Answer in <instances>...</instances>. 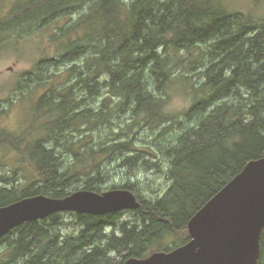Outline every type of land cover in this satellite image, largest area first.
Wrapping results in <instances>:
<instances>
[{
	"label": "trees",
	"instance_id": "16d2710c",
	"mask_svg": "<svg viewBox=\"0 0 264 264\" xmlns=\"http://www.w3.org/2000/svg\"><path fill=\"white\" fill-rule=\"evenodd\" d=\"M85 4L88 11L51 36L58 59L45 58L35 67L74 61L60 84L54 77L38 84L50 87L35 103L33 121L50 116L53 121L38 124L32 139L30 133L16 136L0 126V148L17 150L35 174L24 184L0 187V207L34 195L65 197L81 188L102 193L101 157L121 154L128 166H158L153 153L137 151L135 135L140 129L162 128L164 134L172 128L175 115L166 105L173 84L182 82L192 99L185 116H203L165 149L171 184L161 197L141 198L128 183L121 189L133 191L142 204L129 210L130 219L123 220L126 210L59 212L23 223L0 238L16 264H122L170 251L191 239L192 216L249 161L264 157V15L232 11L222 0H30L0 16V43ZM200 62L201 80L191 83L188 73ZM78 91L103 96L100 109L79 110ZM125 116L122 138L88 140V131L104 125L115 132V122ZM82 125L87 133L67 141L66 152L75 162L66 168L56 148L40 136L45 132L59 140L70 132L74 138ZM131 151L136 154L125 155ZM76 166L79 171H73ZM67 214L79 228L76 233L62 231L70 224ZM263 260L264 230L259 264Z\"/></svg>",
	"mask_w": 264,
	"mask_h": 264
},
{
	"label": "rangeland",
	"instance_id": "374dc122",
	"mask_svg": "<svg viewBox=\"0 0 264 264\" xmlns=\"http://www.w3.org/2000/svg\"><path fill=\"white\" fill-rule=\"evenodd\" d=\"M27 1L30 0H0V16H5L15 11ZM222 2L232 11L252 12L256 16L264 15V0H222ZM86 11H88V4L73 9L69 14L67 13L63 17L47 24V26L42 28L34 27L33 30L23 31L20 34L15 33L13 37L0 43V115L2 114L0 116V126H3L7 131L14 133L16 136H22L24 133L31 134L35 128H38V124L41 125V122L51 123L53 121V117L51 116L41 118L38 122L33 121L31 112L35 108V103L42 95L49 91L48 87H50L46 84H38L50 81L49 79L52 77H54V83L60 84V81L64 77L63 73L74 64V61L68 60L63 63L51 62V65L49 62L43 61L40 63L41 68L36 69L35 67L39 61L45 60V58L54 57L58 59L57 54L60 51H58L59 49L51 37L55 29L76 21ZM82 60L83 58L77 61L81 64ZM201 65L202 62L197 64L196 68L188 73L192 77L191 83H197L201 80ZM28 72L31 73L28 74ZM76 96L78 100H81L79 110L86 107L99 110L101 107L103 96L94 98L85 95L83 91H78ZM167 97L168 104L166 105V109L175 115V121L170 124L173 125L172 128L164 134L160 133L162 132V128L154 131L140 129L135 135L138 137L137 151L148 150L153 153L154 159L152 161L159 163L158 166H151V168L143 166L142 163L128 166L121 161V154L111 157H101L98 169L102 174L99 178L102 191H107L114 187H120L114 189H121L122 185L128 183H131L135 192L145 199H156L167 191L171 183L166 174L169 166V157L165 153V149L174 144L178 136L186 129L193 127L198 122V119L203 116L202 113L196 114L193 118L185 116V112L192 105V99L185 91L182 82L168 87ZM126 117L121 120L117 119L115 122V132L108 125L98 128L96 132L92 130L88 131L91 135V138H88V140L93 141L95 139L97 143H103L111 138H122L119 126ZM81 128V132H75L77 136L74 138L68 135V133L71 134L70 132H67V137L60 136L59 140L48 137L49 135L45 132L40 136L47 138V145L56 148L66 168L71 167L75 162L73 154L66 152L67 141H71L72 139L77 140L79 137L84 136L87 133L85 132L86 127L82 125ZM29 137L32 139L35 136L31 134ZM133 154H136V152L131 151L125 155ZM73 168V171L76 168H78V171L80 170L78 166ZM87 171H93V168L91 169L88 166ZM10 177L14 180L9 184L3 181L5 178ZM34 178L35 174L32 167L28 164L27 159L23 158L17 150L12 149L9 145L0 148V187L17 186ZM83 181L81 179L76 185L81 187ZM123 217V220L130 219L133 217V214L131 211L126 210ZM66 221L70 224L62 229L64 234L76 233L79 230L78 227H75L71 214L66 215ZM107 231L109 232L110 228ZM177 240H179V237L176 238ZM8 248V242L0 243V264H16L11 258L12 251ZM261 264H264V260Z\"/></svg>",
	"mask_w": 264,
	"mask_h": 264
},
{
	"label": "water",
	"instance_id": "95a60500",
	"mask_svg": "<svg viewBox=\"0 0 264 264\" xmlns=\"http://www.w3.org/2000/svg\"><path fill=\"white\" fill-rule=\"evenodd\" d=\"M128 189H80L65 197L34 195L0 207V238L23 223L59 212L104 215L141 207ZM264 230V157L249 161L190 219L191 239L170 251L122 264H258Z\"/></svg>",
	"mask_w": 264,
	"mask_h": 264
},
{
	"label": "bare ground",
	"instance_id": "6f19581e",
	"mask_svg": "<svg viewBox=\"0 0 264 264\" xmlns=\"http://www.w3.org/2000/svg\"><path fill=\"white\" fill-rule=\"evenodd\" d=\"M91 96V95H90Z\"/></svg>",
	"mask_w": 264,
	"mask_h": 264
},
{
	"label": "flooded vegetation",
	"instance_id": "af4514ba",
	"mask_svg": "<svg viewBox=\"0 0 264 264\" xmlns=\"http://www.w3.org/2000/svg\"><path fill=\"white\" fill-rule=\"evenodd\" d=\"M259 264V263H258Z\"/></svg>",
	"mask_w": 264,
	"mask_h": 264
}]
</instances>
